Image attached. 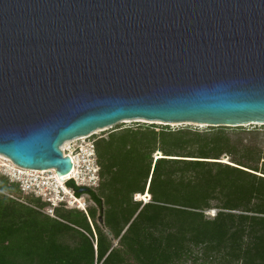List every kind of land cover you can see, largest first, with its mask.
Instances as JSON below:
<instances>
[{
  "label": "water",
  "instance_id": "95a60500",
  "mask_svg": "<svg viewBox=\"0 0 264 264\" xmlns=\"http://www.w3.org/2000/svg\"><path fill=\"white\" fill-rule=\"evenodd\" d=\"M126 121L264 125V0H0V156L66 176Z\"/></svg>",
  "mask_w": 264,
  "mask_h": 264
},
{
  "label": "trees",
  "instance_id": "16d2710c",
  "mask_svg": "<svg viewBox=\"0 0 264 264\" xmlns=\"http://www.w3.org/2000/svg\"><path fill=\"white\" fill-rule=\"evenodd\" d=\"M93 138L99 184L83 194L94 205L86 213L50 218L0 176V264H264V151L219 132Z\"/></svg>",
  "mask_w": 264,
  "mask_h": 264
},
{
  "label": "built area",
  "instance_id": "2783aa9c",
  "mask_svg": "<svg viewBox=\"0 0 264 264\" xmlns=\"http://www.w3.org/2000/svg\"><path fill=\"white\" fill-rule=\"evenodd\" d=\"M93 134L65 142L60 148L63 157L71 162L70 172L62 182L55 170H28L11 164L0 166V173L11 184L17 186L22 195H29L45 204L44 213L55 218V209H74L86 213L82 195L77 197L73 188L95 189L99 184V166ZM78 200L83 201L80 206ZM140 200V199H138ZM146 203L144 200H142ZM77 202V203H76ZM215 214L211 212V217Z\"/></svg>",
  "mask_w": 264,
  "mask_h": 264
},
{
  "label": "rangeland",
  "instance_id": "374dc122",
  "mask_svg": "<svg viewBox=\"0 0 264 264\" xmlns=\"http://www.w3.org/2000/svg\"><path fill=\"white\" fill-rule=\"evenodd\" d=\"M156 123H151V122L142 123V122H137V121H126V123L123 122L113 127L98 130L99 132L95 131L93 135H95L96 139L106 138L112 132H118L124 129H134L135 130L138 128H141V129L155 128L156 131L167 130L171 132L179 131V130H188L191 132H198L202 134L211 133V132H219V133H222L224 136L228 137L231 143L236 144L239 148L241 145L256 146L261 151H264V125H261V124H246V125H242L239 127H209L206 125L191 124V123H183V124L172 123L168 125L167 124H156ZM156 154L157 153L153 154L154 160L156 159ZM228 161L229 160L226 157V155H223L222 157H220V160L217 162L222 163V164H227L229 163ZM224 162H227V163H224ZM2 163L4 162L0 159V164ZM0 176H2L1 173H0ZM8 183L11 184L9 181ZM16 198L19 199L20 202L25 203L27 202L26 199L28 197H26L25 195H20V196H16ZM82 198L85 201L86 208L94 207V205L92 204V202L89 200V198L86 195H82ZM134 200L138 201V197L137 196L134 197ZM68 210H74V209H68ZM40 212L46 215L44 213V209L40 210ZM211 212L212 211L206 212L205 215L208 218H211ZM182 264H192V263L189 260H187V261H184Z\"/></svg>",
  "mask_w": 264,
  "mask_h": 264
},
{
  "label": "bare ground",
  "instance_id": "6f19581e",
  "mask_svg": "<svg viewBox=\"0 0 264 264\" xmlns=\"http://www.w3.org/2000/svg\"><path fill=\"white\" fill-rule=\"evenodd\" d=\"M137 122L146 123V122H144V121H137ZM125 123H126V122H125ZM156 124H161V123H156ZM98 132H99V131H98ZM93 134H94V133H93ZM156 156L161 157L159 153H157ZM159 157H156V158H159ZM0 159L4 162V163L0 164V166H4V165H7V164L10 163V161H9L7 158H5V157L0 156ZM224 163H227V162H224ZM10 164H11V163H10ZM227 164H230V163H227ZM231 165H232V164H231ZM66 178H67V177L62 176V177H59L58 179L62 182V180H65ZM137 197H138V199H140V200H144L145 202H147V201L149 200V195H148L147 193H146L144 196H137ZM76 203H77V202H76ZM78 203L80 204V206H83V201L78 200Z\"/></svg>",
  "mask_w": 264,
  "mask_h": 264
}]
</instances>
